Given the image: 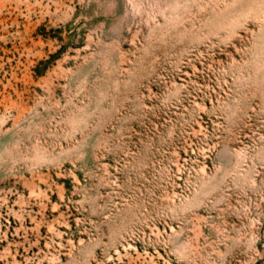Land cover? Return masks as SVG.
<instances>
[{
	"label": "rangeland",
	"instance_id": "1",
	"mask_svg": "<svg viewBox=\"0 0 264 264\" xmlns=\"http://www.w3.org/2000/svg\"><path fill=\"white\" fill-rule=\"evenodd\" d=\"M0 264H264V0H0Z\"/></svg>",
	"mask_w": 264,
	"mask_h": 264
}]
</instances>
